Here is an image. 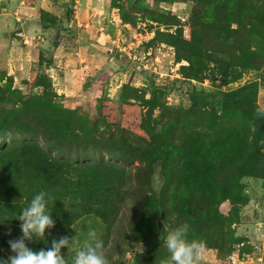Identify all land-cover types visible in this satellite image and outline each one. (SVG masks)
<instances>
[{
  "label": "trees",
  "instance_id": "1",
  "mask_svg": "<svg viewBox=\"0 0 264 264\" xmlns=\"http://www.w3.org/2000/svg\"><path fill=\"white\" fill-rule=\"evenodd\" d=\"M153 1L193 3L189 37L181 27L174 34L156 32L174 48L176 63L184 62L180 74L185 80L211 76L212 85L221 87L240 80L246 69H257L260 58L251 42L264 38V0ZM128 2L132 14L125 4H114L125 24L133 25L134 14H141L161 25H181L176 15L150 7L147 0ZM227 8L235 10V19L223 14ZM39 13L44 29L56 27V17L43 9ZM260 85L264 93V75L260 81L221 91L219 108L208 105L207 95L193 88L189 107L160 101L161 115L155 119L152 110L158 97L152 94L143 124L148 138L139 139L134 147L117 132L102 131L98 123L91 129L86 122L74 124L62 105L38 104L39 97L25 99L17 90L2 92L0 87V100L13 98L17 104L0 113V258L13 254L7 243L13 238L5 233L11 226L19 227L20 210L40 190L51 194L47 208L61 229L93 215L109 233L120 213L131 209L130 234L120 230L130 240L143 242L146 255L155 256V240L179 224L188 225V239L194 226L202 227L198 237L203 239L198 242L222 249L237 211L224 216L221 203L229 201L236 210L242 201L243 177L262 180L264 188V118L256 113ZM159 93L163 95L161 89ZM14 134L40 136L43 145L35 140L8 144L7 137ZM102 153L121 162L104 160ZM156 164L164 178L159 194L152 187ZM222 229L227 233L221 234ZM38 238L26 245L44 248L33 245L42 243ZM103 241L106 249L108 238Z\"/></svg>",
  "mask_w": 264,
  "mask_h": 264
},
{
  "label": "rangeland",
  "instance_id": "2",
  "mask_svg": "<svg viewBox=\"0 0 264 264\" xmlns=\"http://www.w3.org/2000/svg\"><path fill=\"white\" fill-rule=\"evenodd\" d=\"M115 3L125 4L128 11L134 13L128 0H0L2 92L17 90L25 99L41 98L35 101L38 104L47 103L51 107L62 105L69 109L67 114L74 124L86 122L91 129L93 124L98 123L102 131L117 132L134 147L139 139L148 138L143 124L145 113L151 108L148 100L152 94L158 97L152 110L155 119L161 115L160 101L168 106L187 108L191 105V90L195 88L207 95L208 105L219 108L221 91L236 89L254 80L260 81L264 75V38H260L259 42H251L258 52L260 63L257 69L243 71L240 80L221 87L212 85L211 76L202 81L185 80L180 74V66L184 62L176 63L174 48L163 43L156 32L174 34L177 27H181L183 35L189 37L193 3H155L147 0L150 7L176 15L180 26L161 25L141 14H134L137 20L133 25L125 24ZM40 9L56 17L55 28L42 27ZM230 10L227 8V12H222L226 17L235 19V10ZM232 25L236 26L235 23ZM208 65L209 69H213V62ZM12 99L0 100V113L17 106L16 100L13 102ZM257 104L264 107L262 85ZM241 118L246 120L245 116ZM6 140L8 144L35 140L43 145L40 136L14 134ZM262 150L264 153V142ZM99 157L121 162L105 153ZM132 171H135L134 168ZM163 182L161 166L156 164L152 176L155 194H159ZM241 183L242 201L235 205L236 210H232L234 204L229 201L219 207L224 216L237 211L235 222H227L228 242L222 249L201 243L196 264H264L262 180L243 177ZM119 216L109 233L102 221L93 215L83 217L66 229L54 223L51 229L45 230L42 239L38 238L42 243L35 241L33 245L46 248L53 238L76 235V246H80L87 232L94 229L99 238H108L105 255L109 264H161L168 255L163 246L167 230L155 240L156 253L152 257L146 255L147 246L143 242L130 240L120 230L124 228L130 232L132 210L126 209ZM20 232L19 227L11 226L5 234L15 239ZM200 232H203L202 227L194 226L189 240L201 241L203 236L198 237ZM220 233H227V230L222 229ZM61 254L70 260L73 253L62 248Z\"/></svg>",
  "mask_w": 264,
  "mask_h": 264
},
{
  "label": "clouds",
  "instance_id": "3",
  "mask_svg": "<svg viewBox=\"0 0 264 264\" xmlns=\"http://www.w3.org/2000/svg\"><path fill=\"white\" fill-rule=\"evenodd\" d=\"M257 116L264 118V107L256 109ZM51 194L40 190L32 195L27 205L18 216L22 235L7 241L12 255L6 259L0 258V264H109L105 255V243L94 229L87 232L82 245L76 246V235L71 238L61 236L53 238L51 245L39 250H33L26 245L39 237L42 239L46 229H51L55 223L47 204ZM3 223V222H2ZM188 225L179 224L167 230L163 237V246L167 250L166 258L161 264H196L198 251L202 244L187 237ZM72 251L70 260L61 254V249Z\"/></svg>",
  "mask_w": 264,
  "mask_h": 264
}]
</instances>
